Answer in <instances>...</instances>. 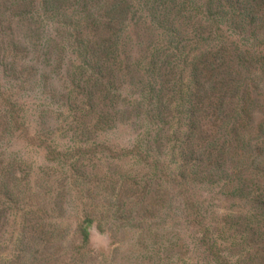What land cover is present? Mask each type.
<instances>
[{
  "label": "rangeland",
  "instance_id": "obj_1",
  "mask_svg": "<svg viewBox=\"0 0 264 264\" xmlns=\"http://www.w3.org/2000/svg\"><path fill=\"white\" fill-rule=\"evenodd\" d=\"M0 264H264L263 0H0Z\"/></svg>",
  "mask_w": 264,
  "mask_h": 264
},
{
  "label": "trees",
  "instance_id": "obj_2",
  "mask_svg": "<svg viewBox=\"0 0 264 264\" xmlns=\"http://www.w3.org/2000/svg\"><path fill=\"white\" fill-rule=\"evenodd\" d=\"M263 3H264V0H263ZM249 5V4H248ZM252 12H253V16H254V20H256V19H259L260 18V16H258L257 14H255V11L254 10H252ZM165 86V85H164ZM163 86V91H164V89H165V87ZM194 92V91H193ZM186 96H187V94H186V92L184 91L183 92V94H180V99L177 101V102H181L182 101V99H186ZM208 170H210V167H209V169ZM206 172H202V173H199V174H205ZM82 232H83V240H84V242H87L88 240H89V233H88V231H87V228H82Z\"/></svg>",
  "mask_w": 264,
  "mask_h": 264
}]
</instances>
